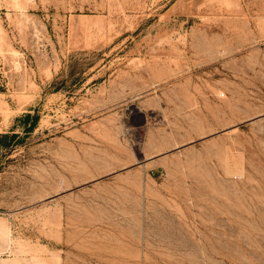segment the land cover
<instances>
[{"label":"rangeland","instance_id":"obj_1","mask_svg":"<svg viewBox=\"0 0 264 264\" xmlns=\"http://www.w3.org/2000/svg\"><path fill=\"white\" fill-rule=\"evenodd\" d=\"M0 133V264H264V0H0Z\"/></svg>","mask_w":264,"mask_h":264},{"label":"trees","instance_id":"obj_2","mask_svg":"<svg viewBox=\"0 0 264 264\" xmlns=\"http://www.w3.org/2000/svg\"><path fill=\"white\" fill-rule=\"evenodd\" d=\"M38 120V116L35 114H29L26 113L25 115H23V117L21 118V121L23 123V131L25 133H28L29 131H31L33 129V127L36 125ZM14 141V142H18L20 141V136L17 133H0V151L5 150L9 147L12 146V144L10 143V141Z\"/></svg>","mask_w":264,"mask_h":264},{"label":"bare ground","instance_id":"obj_3","mask_svg":"<svg viewBox=\"0 0 264 264\" xmlns=\"http://www.w3.org/2000/svg\"><path fill=\"white\" fill-rule=\"evenodd\" d=\"M7 233H8L7 228L2 226V228H0V235H6Z\"/></svg>","mask_w":264,"mask_h":264},{"label":"crops","instance_id":"obj_4","mask_svg":"<svg viewBox=\"0 0 264 264\" xmlns=\"http://www.w3.org/2000/svg\"><path fill=\"white\" fill-rule=\"evenodd\" d=\"M4 226V223H0V228ZM9 228V227H8ZM0 239L3 241L4 240V237L2 235H0Z\"/></svg>","mask_w":264,"mask_h":264}]
</instances>
